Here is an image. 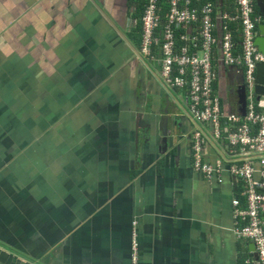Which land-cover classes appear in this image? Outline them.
I'll return each instance as SVG.
<instances>
[{
	"label": "crops",
	"instance_id": "crops-1",
	"mask_svg": "<svg viewBox=\"0 0 264 264\" xmlns=\"http://www.w3.org/2000/svg\"><path fill=\"white\" fill-rule=\"evenodd\" d=\"M141 2L0 0L4 264L255 258L254 243L235 234L233 198L242 197V183L227 172L211 181L195 172L196 126L183 96L164 86L141 53L140 30L130 25L141 19ZM216 54L224 108L241 68L220 61V41ZM167 112L177 137L165 152ZM222 149L209 140L212 164Z\"/></svg>",
	"mask_w": 264,
	"mask_h": 264
},
{
	"label": "built area",
	"instance_id": "built-area-1",
	"mask_svg": "<svg viewBox=\"0 0 264 264\" xmlns=\"http://www.w3.org/2000/svg\"><path fill=\"white\" fill-rule=\"evenodd\" d=\"M262 22L255 0H147L141 20L130 22L141 26V53L160 63L163 84L182 92L196 126L191 139L195 172L208 181L227 172L243 185L244 204L233 199V219L236 236L256 246L250 264H264V99L257 101L255 93L257 64L264 62L255 42ZM219 41L220 61L244 70L245 117L227 114L215 89ZM209 140L223 147L213 164L205 153Z\"/></svg>",
	"mask_w": 264,
	"mask_h": 264
},
{
	"label": "water",
	"instance_id": "water-1",
	"mask_svg": "<svg viewBox=\"0 0 264 264\" xmlns=\"http://www.w3.org/2000/svg\"><path fill=\"white\" fill-rule=\"evenodd\" d=\"M256 5L259 13L264 16V0H256ZM259 33L255 38V42L259 48L260 51L264 52V22L260 23L258 25ZM219 32L222 33L221 28H219ZM240 78H242L241 81L238 82V86L236 90L231 94L233 95L235 93L236 95V104H237V112L245 117L247 113V92H246V86L244 85V70L240 69ZM255 93L257 95V101H260L264 99V62H260L257 64V71H256V90ZM227 106L229 110L231 111L230 114L234 113L233 109V99L226 95L224 98V108ZM175 121L174 119L169 115V112H167L164 119H162L161 123V135L162 140L161 144L164 145V151L168 152L171 151L174 147V141L176 140L177 133H175V130L173 129L175 127ZM153 134V131H148V134ZM252 251H256V246L253 244ZM255 254L252 253V256ZM5 261L2 259L0 261V264H4Z\"/></svg>",
	"mask_w": 264,
	"mask_h": 264
},
{
	"label": "flooded vegetation",
	"instance_id": "flooded-vegetation-1",
	"mask_svg": "<svg viewBox=\"0 0 264 264\" xmlns=\"http://www.w3.org/2000/svg\"><path fill=\"white\" fill-rule=\"evenodd\" d=\"M138 7V9L139 8H141V6H137ZM133 20L134 19H137V18H132ZM131 25V24H130ZM132 26H134V27H136L135 25H132ZM151 66H152V69L154 70V73L159 77V79H161V74H160V71H161V65H160V63H158V62H156V61H154V62H151ZM226 66V65H225ZM227 67H229V66H227ZM219 78L220 77H218V81H219ZM239 79V81H241L242 80V78H238ZM244 82H245V77H244ZM235 83H236V81H235ZM237 86H238V84H237ZM236 88L237 87H235V88H233L232 89V91H231V93H230V95L236 90ZM235 94V93H234ZM228 95V94H227ZM229 96V95H228ZM16 252H18V253H20L19 252V250H15ZM29 263H30V260H29ZM28 264V263H27Z\"/></svg>",
	"mask_w": 264,
	"mask_h": 264
},
{
	"label": "trees",
	"instance_id": "trees-1",
	"mask_svg": "<svg viewBox=\"0 0 264 264\" xmlns=\"http://www.w3.org/2000/svg\"><path fill=\"white\" fill-rule=\"evenodd\" d=\"M146 4H147V0H142V2H141V5H142V9H141V12H140V14H139V17L140 18H142L143 17V15H144V8H145V6H146ZM229 8H232V6H230ZM141 20V19H140ZM138 29L140 30V33H141V31H142V28H141V26H139L138 27ZM165 86V85H164ZM166 87V86H165ZM215 87H216V85H215ZM167 88V87H166ZM171 91V90H170ZM182 92H180V94H181ZM182 95V94H181ZM259 111H261V110H259ZM264 112V111H263ZM243 187V186H242ZM240 198V200H241V202H242V204H244V198L243 197H239ZM234 199V198H233ZM28 264H30V263H28Z\"/></svg>",
	"mask_w": 264,
	"mask_h": 264
},
{
	"label": "rangeland",
	"instance_id": "rangeland-1",
	"mask_svg": "<svg viewBox=\"0 0 264 264\" xmlns=\"http://www.w3.org/2000/svg\"><path fill=\"white\" fill-rule=\"evenodd\" d=\"M141 1V0H140ZM150 62V61H149ZM236 86H233L232 88H230V91L233 89V88H235ZM165 92H167V90L165 89ZM230 93V92H229ZM229 95V94H228ZM230 97L232 98L233 97V95H230ZM236 100H237V98H236Z\"/></svg>",
	"mask_w": 264,
	"mask_h": 264
},
{
	"label": "clouds",
	"instance_id": "clouds-1",
	"mask_svg": "<svg viewBox=\"0 0 264 264\" xmlns=\"http://www.w3.org/2000/svg\"><path fill=\"white\" fill-rule=\"evenodd\" d=\"M256 1V0H255ZM256 7H257V5H256ZM257 11H258V9H257ZM259 12V11H258ZM263 16V15H262ZM260 24V23H259ZM258 30H259V28H258ZM219 75V74H218ZM222 100V99H221ZM222 107H223V105H222ZM224 109V108H223ZM224 111H225V109H224Z\"/></svg>",
	"mask_w": 264,
	"mask_h": 264
}]
</instances>
